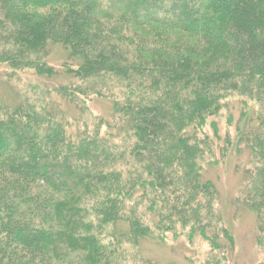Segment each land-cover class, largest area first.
I'll return each instance as SVG.
<instances>
[{"label": "trees", "instance_id": "1", "mask_svg": "<svg viewBox=\"0 0 264 264\" xmlns=\"http://www.w3.org/2000/svg\"><path fill=\"white\" fill-rule=\"evenodd\" d=\"M0 92V264H232L231 166L264 264V0H0Z\"/></svg>", "mask_w": 264, "mask_h": 264}, {"label": "rangeland", "instance_id": "2", "mask_svg": "<svg viewBox=\"0 0 264 264\" xmlns=\"http://www.w3.org/2000/svg\"><path fill=\"white\" fill-rule=\"evenodd\" d=\"M37 83L32 77H22V81L18 85L21 94H26L32 96L33 93L30 92V86H35ZM15 84V83H14ZM16 85V84H15ZM7 92V91H6ZM39 94L41 91H37ZM12 95L11 91L7 92ZM1 96V92H0ZM233 104L229 105V112L232 110ZM104 109H107L106 107ZM99 112L101 109L97 108ZM95 114V113H94ZM226 112L223 111L221 117L217 119L218 126L220 129V134L223 135L226 131L231 132L232 129H228L225 122ZM241 160H238V162ZM236 163V162H234ZM234 163H232L234 165ZM234 167L228 169H214L209 171V177L215 182L218 191L222 194V197L226 203L224 217L226 224L230 229L234 240L235 248L231 257L232 264H256L260 255L253 246L252 237L253 233V219L252 216L242 210L236 211L232 207L231 200L233 199V190L237 182V176L233 174ZM170 242V241H169ZM177 243H181L178 246L166 243L164 246L156 245L150 241H144L141 243V255L144 259H150L156 263L162 264L171 263L172 264H185L184 257L188 253V245L184 240H180ZM193 250H195V255L199 260L204 258L205 253L208 251V246L201 240H195L193 243ZM168 261V262H167Z\"/></svg>", "mask_w": 264, "mask_h": 264}]
</instances>
